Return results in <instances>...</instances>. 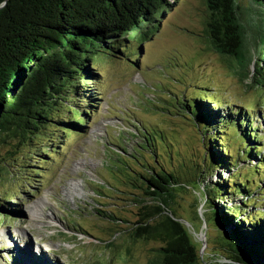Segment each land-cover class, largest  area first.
I'll list each match as a JSON object with an SVG mask.
<instances>
[{
	"label": "trees",
	"instance_id": "16d2710c",
	"mask_svg": "<svg viewBox=\"0 0 264 264\" xmlns=\"http://www.w3.org/2000/svg\"><path fill=\"white\" fill-rule=\"evenodd\" d=\"M179 1L0 0V146L12 141L18 148L26 140L29 146L37 144L28 155L31 162L60 158V142L85 133L97 112L99 97L86 88L100 85L95 78L102 76L104 59L137 63L141 45L150 36L149 26L156 28L165 11ZM250 1L249 25L236 0H203L206 19L203 34L197 36L226 59L232 74L243 82L251 83L250 77L261 74L256 84L264 83V0ZM93 79L96 82H89ZM195 93L175 101L181 110L200 118L204 152L182 170L157 169L130 155L141 167L125 165L127 173L120 179L128 186L125 202L133 218L97 211L104 221L121 222L106 230L109 238L123 231L133 242L156 243L151 264H198L199 250L171 209L174 190L197 183L203 185L208 214L226 226L236 224L232 238L244 249L246 263L264 264V213L254 210L245 215L257 201L254 194L264 191V113L257 102L241 107L226 99L227 104L219 106L209 92ZM123 121L143 131L138 147L164 139L151 125ZM40 137L39 143L35 139ZM107 149L112 153L109 162L115 161L122 172L118 152H126ZM5 165L0 156V177ZM235 201L238 205L233 206ZM11 213L21 214L9 199L0 197L1 222L13 223L2 219ZM6 245L7 250L0 248V264H56L38 253L23 257L22 249Z\"/></svg>",
	"mask_w": 264,
	"mask_h": 264
},
{
	"label": "rangeland",
	"instance_id": "374dc122",
	"mask_svg": "<svg viewBox=\"0 0 264 264\" xmlns=\"http://www.w3.org/2000/svg\"><path fill=\"white\" fill-rule=\"evenodd\" d=\"M236 1L250 25L251 1ZM205 19L203 0L173 2L158 26H149L151 31L146 35L150 36L141 45L137 63L111 56L104 59L99 70L102 76L95 78L100 85L86 88L99 97L97 112L91 116L85 133L60 142V158L53 156L51 160L48 156L42 163L31 162L28 155L37 144L29 146L26 140L18 148L12 141L0 146V156L6 162L0 177V197L9 199L11 206L21 212L4 215L2 219L13 220L11 224L0 219V248L7 250L6 244H11L22 249L23 257L38 253L56 264H151L156 243L133 242L123 231L109 238L106 230L121 222L104 221L97 211L107 209L118 218H133L125 202L128 186L120 179L127 173L125 165L132 164L136 170L141 167L130 155L157 169L167 166L182 170L204 152L200 131L185 109L178 107L177 96L191 97L206 91L219 101V106L226 105V99L241 107L257 102L264 113V83H254L261 74L250 77L251 83L232 74L227 60L197 36L203 34ZM248 69L255 72L253 65ZM93 80L89 82H96ZM123 119L151 125L164 139L138 147L143 131ZM117 139L124 148L118 147ZM35 140L40 143L42 138ZM107 148L126 152H118L122 172L114 166L115 161L109 162L107 156L112 153L108 154ZM177 160L181 164H174ZM260 193L254 194L257 201L245 215L254 210L264 213V191ZM203 196L197 183H189L174 190L171 206L198 249L202 248L201 233L206 230L198 215ZM209 226L213 228L211 220ZM210 229L207 227V244L198 264H222Z\"/></svg>",
	"mask_w": 264,
	"mask_h": 264
},
{
	"label": "water",
	"instance_id": "95a60500",
	"mask_svg": "<svg viewBox=\"0 0 264 264\" xmlns=\"http://www.w3.org/2000/svg\"><path fill=\"white\" fill-rule=\"evenodd\" d=\"M185 114H187L191 117L194 125L198 128L200 131V140L202 139V131L199 128L200 124V118L197 115L191 114L187 110H185ZM233 152V151H231ZM201 188V191L203 192L204 188L202 185H199ZM202 186V187H201ZM204 199H202V204L200 205V211L198 213L202 224L205 226L206 230H203L201 233V238H202V248L198 249L199 250V256L202 259L203 257V252L205 249V246L207 244V227H209V221L211 220L213 222V228L210 229L212 238H213V243L216 242L218 245V252L219 256H221V263L222 264H250L246 263V258L244 255V249L242 246L237 244L235 240L232 238L233 231L235 230V225L236 224H229L226 226V223L221 222L219 218L215 221L211 215L208 214V209L207 207V198L206 195L203 193ZM199 233V234H200ZM245 260V263H244Z\"/></svg>",
	"mask_w": 264,
	"mask_h": 264
},
{
	"label": "bare ground",
	"instance_id": "6f19581e",
	"mask_svg": "<svg viewBox=\"0 0 264 264\" xmlns=\"http://www.w3.org/2000/svg\"><path fill=\"white\" fill-rule=\"evenodd\" d=\"M55 222V221H54Z\"/></svg>",
	"mask_w": 264,
	"mask_h": 264
}]
</instances>
